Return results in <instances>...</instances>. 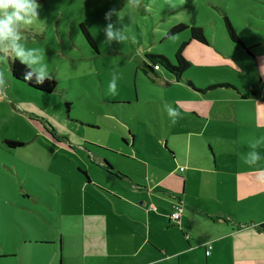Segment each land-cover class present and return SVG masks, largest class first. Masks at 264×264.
I'll return each instance as SVG.
<instances>
[{"label":"rangeland","instance_id":"obj_1","mask_svg":"<svg viewBox=\"0 0 264 264\" xmlns=\"http://www.w3.org/2000/svg\"><path fill=\"white\" fill-rule=\"evenodd\" d=\"M261 1L176 0L178 6L172 8L168 0H140L138 7H131V0H39L45 26L26 30V46L45 49L52 75L58 74L54 78L58 86L54 93L46 94L15 79L10 70V85L0 91V219H7L5 230L0 224V245L6 233L21 232L27 239H35L50 227L68 229L61 217L67 210L63 201L71 198L65 191H72L73 186L65 176L79 181L80 175H85L80 171L84 170L83 162L97 166L88 159V152L104 154L113 161L124 160L126 169H136L137 165L125 159L131 134L137 135L136 149L148 147L152 153L168 156L158 131H165L167 120L170 130L187 126L193 118L187 106H229L239 116L246 111L242 108L246 103L234 100L235 91L219 85L230 84L247 93L250 88L261 87L260 77L252 57L241 45L229 41L221 16L229 17L238 37L249 45L245 48H253V57H264ZM110 9L124 16L123 25L134 40L105 43V14ZM179 24L202 27L211 40L208 49L190 50L193 62L187 78L192 79L194 88L184 82L177 84L163 68L168 78L143 72L149 53L174 61L183 41L190 38L189 31L166 38ZM3 67L7 68L6 62ZM113 71L119 79L117 95L110 96L107 89ZM166 105L181 113L175 124L167 115ZM158 118L163 121L159 126ZM218 130L223 135H235L223 127ZM11 143L22 146L15 148ZM168 147L174 149L172 140ZM150 163L171 167L165 159ZM78 195L73 192V196ZM12 199L17 200L16 205L7 203ZM74 210L78 207L71 210L77 217ZM183 260L205 264L199 250ZM7 262L0 259V264Z\"/></svg>","mask_w":264,"mask_h":264},{"label":"crops","instance_id":"obj_2","mask_svg":"<svg viewBox=\"0 0 264 264\" xmlns=\"http://www.w3.org/2000/svg\"><path fill=\"white\" fill-rule=\"evenodd\" d=\"M207 39L208 45L191 42L186 48L191 67L190 50L208 49L211 40ZM249 56L261 87L247 93L234 86L222 87L236 92L237 103H246L240 116L229 106H187L193 116L187 126L170 130L167 120L165 131H158L168 156L152 153L148 147L136 149V134H131L125 159L137 165L132 170L124 167V160L84 153L97 168L83 162L81 180L65 176L73 186L65 191L71 198L63 201L67 210L61 217L68 229L50 227L35 239L21 232L6 233L0 259L7 264H191L183 257L199 250L205 264H264V183L257 180L258 170L243 162L250 142L264 136V57ZM191 67L181 80L167 71L169 78L194 88L187 78ZM155 74L168 78L162 70ZM156 121L157 126L163 122ZM221 127L235 135L221 134ZM170 140L174 149L168 147ZM162 159L171 167L151 166L150 162ZM7 203L16 205L17 200ZM72 203L79 209L74 210L77 217L71 214ZM179 203L183 214L175 223L170 216ZM0 224L5 230L7 219H0Z\"/></svg>","mask_w":264,"mask_h":264},{"label":"clouds","instance_id":"obj_3","mask_svg":"<svg viewBox=\"0 0 264 264\" xmlns=\"http://www.w3.org/2000/svg\"><path fill=\"white\" fill-rule=\"evenodd\" d=\"M139 4L140 0H131V7H138ZM167 5L172 8L178 6L176 0H168ZM145 7L147 8V6ZM40 9L39 0H0V91H6L10 85L9 62H19L24 66V81L43 85L45 81L57 79L58 74L55 72L56 76L54 77L52 75L54 71L49 68V64L46 62L45 49L26 46L27 29L41 27L44 29V22L40 19ZM114 16L116 17L115 21H113ZM123 18L120 11L117 12L115 9H110L105 14L107 24L103 32L106 44L110 45L113 41L123 43L126 39H135L127 34V25H123ZM5 62L7 68L3 67ZM118 79V73L113 71L108 83L107 95H117ZM165 108L173 124L181 119V113L176 108L171 105H166ZM261 146H264V136H259L250 142L251 150L243 157V162L249 167H255L259 172L257 180L264 183V152L261 151ZM254 227H259V224Z\"/></svg>","mask_w":264,"mask_h":264},{"label":"trees","instance_id":"obj_4","mask_svg":"<svg viewBox=\"0 0 264 264\" xmlns=\"http://www.w3.org/2000/svg\"><path fill=\"white\" fill-rule=\"evenodd\" d=\"M222 22H223V27L224 30L227 34L228 39L235 44H239L241 45L244 50L246 51V53L248 55H251L250 50L246 49L245 46L243 45L241 39L238 37L236 31L234 30L231 21L229 20V18L227 16H223L222 18ZM83 29V33L86 36V38H88V40L91 42V36L88 33V31L82 27ZM185 31H189L190 33V38L189 40L183 42L181 44V46L179 47V49L177 50L176 54H175V63H172L168 58L164 57V56H159V55H155L152 53H149L146 55V60L144 62V68H143V72L145 75H149V73H152L154 75H156V72H159L160 70L165 69L167 70L169 73H171L177 80H181L183 75L190 69L191 67V63L190 61L185 57L184 53L186 48L188 47L189 43L191 42H196V43H200L202 45H208L209 41L207 39V37L204 34V30L201 27H197V26H190L187 24H179L176 25L174 27H172L167 35L166 38L169 39L171 37H174L182 32ZM158 66L159 67V71H156L154 68ZM10 70L12 72V75L15 79L22 81L23 83H25L26 85H28L29 87H31L32 89H35L37 91L46 93V94H52L56 91L57 89V81L55 79L51 80V81H45V83L43 85H36L32 82H27L23 80V74H24V66L20 65L19 62L16 63H12L10 62ZM219 87H232L229 84H221L219 85ZM247 96H250L247 95ZM69 105H67L68 107ZM12 147H20L22 146L21 144H15V143H11L10 144ZM109 168L110 166L107 165Z\"/></svg>","mask_w":264,"mask_h":264},{"label":"built area","instance_id":"obj_5","mask_svg":"<svg viewBox=\"0 0 264 264\" xmlns=\"http://www.w3.org/2000/svg\"><path fill=\"white\" fill-rule=\"evenodd\" d=\"M156 71H159V67L156 66L154 68ZM183 170V169H182ZM182 214H183V206L181 203L179 204H176L173 206V211H172V214L170 216L171 220L175 223L179 222L181 217H182ZM207 255H209V252L207 253Z\"/></svg>","mask_w":264,"mask_h":264}]
</instances>
